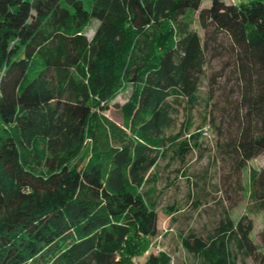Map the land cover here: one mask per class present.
<instances>
[{"label": "trees", "instance_id": "1", "mask_svg": "<svg viewBox=\"0 0 264 264\" xmlns=\"http://www.w3.org/2000/svg\"><path fill=\"white\" fill-rule=\"evenodd\" d=\"M201 2L0 0V264H118L153 246L177 206L157 208L150 170L198 149L213 122L214 94L199 90L209 58L226 56L236 78L228 159L240 171L264 156V0ZM125 84L127 142L117 147L95 138L103 125L90 121ZM247 185L248 208L264 212V167L248 168ZM251 229L247 214L224 211L205 236L177 237L190 264H237L264 258ZM260 241L264 249V229ZM137 264L176 263L152 247Z\"/></svg>", "mask_w": 264, "mask_h": 264}, {"label": "rangeland", "instance_id": "2", "mask_svg": "<svg viewBox=\"0 0 264 264\" xmlns=\"http://www.w3.org/2000/svg\"><path fill=\"white\" fill-rule=\"evenodd\" d=\"M247 2L250 0H234ZM210 0H202L200 7L209 5ZM97 25L96 20H91L84 28L85 35L89 38ZM192 27L202 35V28L195 20ZM225 57H212L205 63V71L200 80L199 90L202 96L214 94L205 109L211 111L212 123L205 124L201 130L200 146L193 147L183 160L170 158L159 159L151 168L150 193L158 209H164L169 204H174L177 209L171 215L170 221L165 217L159 221L160 235L154 245L131 255L126 261L118 264H137L144 257L149 248L165 250L171 256V261L176 264H190L193 258L179 244L178 231L194 230L199 235L205 236L216 224L224 211H227L235 221L240 215L247 214L252 220V229L249 237L259 250L262 249L260 232L264 229V212L249 209L250 200L247 196L248 168L260 169L264 167V156L257 155L246 162L240 171L233 167L225 152L223 141L225 137L234 133L237 123L236 102L237 90L234 86L235 76L230 66H226ZM130 93V86L125 84L106 103L108 107L102 113L95 108L97 120H91L90 126L98 128L97 139L105 138L114 146L127 142L123 131L119 129L121 123V105ZM203 106V104H202ZM199 107L192 111V128L202 122ZM182 119L181 113L177 122ZM114 121L115 125L112 121ZM92 139L89 134L84 137L83 152L88 150ZM77 154V153H76ZM76 154L67 156L73 161ZM134 241L133 239L131 240ZM124 253H128L124 251ZM130 260V261H129ZM237 264H264L260 255L241 257Z\"/></svg>", "mask_w": 264, "mask_h": 264}, {"label": "built area", "instance_id": "3", "mask_svg": "<svg viewBox=\"0 0 264 264\" xmlns=\"http://www.w3.org/2000/svg\"><path fill=\"white\" fill-rule=\"evenodd\" d=\"M225 1H230V2H234V0H225Z\"/></svg>", "mask_w": 264, "mask_h": 264}]
</instances>
